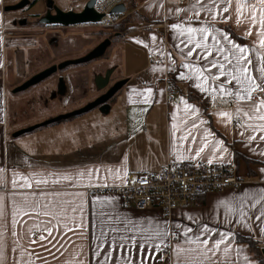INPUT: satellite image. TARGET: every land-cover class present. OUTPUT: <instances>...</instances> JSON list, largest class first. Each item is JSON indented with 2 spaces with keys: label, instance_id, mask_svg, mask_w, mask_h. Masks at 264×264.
Returning <instances> with one entry per match:
<instances>
[{
  "label": "crops",
  "instance_id": "1",
  "mask_svg": "<svg viewBox=\"0 0 264 264\" xmlns=\"http://www.w3.org/2000/svg\"><path fill=\"white\" fill-rule=\"evenodd\" d=\"M136 1L145 21L127 23L119 37L112 38L109 47L115 48L108 61L90 71L93 79L104 76L105 65L112 72L120 69L119 80L128 79L111 102L110 113L96 108L13 137L24 127L78 108L65 97L73 90L69 73L61 75L62 91L52 75L45 93L61 103L53 100V107L42 108L43 115L13 130L8 127L9 88L64 61L68 55L63 56L66 50L61 48L75 26L7 21L5 0H0V264H258L249 247L237 243L236 234L254 237L260 248L264 245V120L259 119L264 115V90L256 88L251 99H241L247 84L228 83L229 77L214 80L218 70L209 61L220 58L219 53L213 49V57L201 59L203 50L187 43V34L173 25L207 27L208 40L201 43L212 45L215 37L225 48L231 47L222 38L228 35L248 49L244 55L251 61L249 73L264 86V5L259 0H216L208 12L197 0ZM204 2L212 6L211 0ZM249 4L255 5L254 12ZM194 39L200 40V34ZM85 43L89 53L99 42L89 38ZM190 47L193 54L188 56ZM152 53L157 62L150 61ZM46 54L56 57L42 65ZM196 68L201 69L199 75ZM168 78L182 92L173 100H168ZM12 93L13 101L22 100ZM190 94L198 100H189ZM39 97L31 96L42 104L45 97ZM201 147L204 151L197 155ZM171 160L234 161L247 182L204 193L195 204L176 208L169 216L159 205L137 210L124 204L120 188L131 174L159 171ZM25 183L32 187H22ZM36 200L48 215L19 211ZM173 227L180 239L172 245L171 258L164 259L162 246L171 244ZM177 250H182L179 256Z\"/></svg>",
  "mask_w": 264,
  "mask_h": 264
},
{
  "label": "built area",
  "instance_id": "2",
  "mask_svg": "<svg viewBox=\"0 0 264 264\" xmlns=\"http://www.w3.org/2000/svg\"><path fill=\"white\" fill-rule=\"evenodd\" d=\"M124 3L123 0H97L95 8L102 13V18L92 25L107 28L119 23L125 16L123 13L112 12L113 7ZM91 25V24H90ZM3 34L7 31L2 29ZM150 61L157 62L153 53ZM168 100L181 96L182 92L167 79ZM258 90L254 92L257 94ZM247 182L239 174L237 163H193L191 161H172L156 172H146L140 176L130 175L126 185L120 188L126 206L137 210L159 205L169 216L176 208H186L204 193L223 191L230 187H240ZM89 189V193H93ZM171 244L162 246L164 259H170L174 242L180 238V231L175 227L170 229Z\"/></svg>",
  "mask_w": 264,
  "mask_h": 264
},
{
  "label": "rangeland",
  "instance_id": "3",
  "mask_svg": "<svg viewBox=\"0 0 264 264\" xmlns=\"http://www.w3.org/2000/svg\"><path fill=\"white\" fill-rule=\"evenodd\" d=\"M88 0H54V2L57 4V6L60 9L69 10L72 6H77L79 4H85ZM20 2V0H5V5H11L16 4ZM49 0H34L33 3L30 5H27L26 7L16 10V11H7V21L8 19L11 20L12 18L16 19H23L22 21L30 20L29 23L35 24L37 23L36 19L37 17L40 18V16H43L47 12ZM38 15V16H37ZM72 33L71 36L68 37L67 41L61 48L62 50H66L62 52V55H68L65 60L68 59H78L84 55L87 54L88 50H85L89 48L87 45H85L86 39H91L92 43L98 41L99 43L104 41L108 38V35H112L111 37L116 38L119 36H116L118 32H114V29L112 27H98V26H75L70 31ZM91 43V44H92ZM115 48V44L109 47L108 54H105L104 56L100 58H96L92 61L80 63L77 65H68L66 68L58 71L55 73L51 80L55 77L56 79L63 78L61 75H68V80L72 84L73 90L70 93H67L65 97L68 98V104L74 106L79 105L78 108H82L85 104L89 103L88 100L95 98L96 96L100 95L102 88H99L97 85L96 78L93 79L91 74V68L99 67L100 64L108 61L110 53L113 52ZM61 49L59 50V54H61ZM107 55V56H106ZM56 57L55 55H53ZM53 56H49L46 54L43 58L42 65H45L46 63H49ZM48 60V61H47ZM64 60V61H65ZM61 61L60 63L64 62ZM57 63V64H60ZM47 65V64H46ZM104 68L102 70L103 74H107L109 70H112V68H107L105 65H103ZM119 69V68H118ZM34 70V69H33ZM31 70V71H33ZM122 73L120 72V69L118 71L112 72L110 82H116L119 80L120 77H122ZM58 80V81H59ZM49 80L40 82L36 86L28 89L23 90L22 92L16 93V96L18 98H21V101H13L14 95H13V89L8 90V127L10 130H13L17 125L23 124L27 121H30L34 118H36L39 114H44L45 112L42 110V108L47 105L51 108L52 101L54 100L55 103L60 104V99L51 98L48 93H45V88L49 85ZM42 95L45 97V101L40 104L39 96ZM32 97H35L36 104L34 103V100H32ZM64 97V98H65ZM67 101V100H66ZM53 107V106H52ZM75 108V109H78ZM72 109V110H75ZM71 111V110H69Z\"/></svg>",
  "mask_w": 264,
  "mask_h": 264
},
{
  "label": "water",
  "instance_id": "4",
  "mask_svg": "<svg viewBox=\"0 0 264 264\" xmlns=\"http://www.w3.org/2000/svg\"><path fill=\"white\" fill-rule=\"evenodd\" d=\"M33 0H20V2L11 5H5L3 11H16L20 10L27 5H30ZM97 0H88L85 5L83 6L82 10H63L60 9L57 5H55L54 0H49L47 13L46 15L42 16L38 21L41 24L45 25H60V26H79L80 24H93L99 21L102 18V13H100L97 8H95ZM55 9V12L52 9ZM128 7H126L125 3L118 4L113 7L112 12L115 13H124L126 12ZM112 39L108 37L104 41L98 43L94 46L93 49L89 51L86 55L78 58V59H68L60 64H52L51 66L37 72L34 76L30 77L26 81L23 82V85L18 86L13 90V92L18 93L22 92L23 90L30 89L31 87L36 86L40 82L49 79L52 75L57 73L58 71L66 68L68 65H77L80 63H85L92 61L96 58H100L104 56L107 52L109 45L111 44ZM112 70L104 76H98L96 78L97 85L99 88H105L110 80V73ZM60 86L59 91L65 89V82L63 78L59 80ZM128 82L127 78L120 79L119 81L115 82L106 92L100 94L94 101L87 103L86 105L82 106V108H78L75 110L68 111L67 113L59 114L54 116L53 118L38 122L37 124L30 125L14 132L12 135L13 137H19L24 135V133L32 132L40 127L48 126L53 124L54 122L67 120L68 118L80 116L83 113L89 112L93 109L99 108L103 113L108 114L111 111V99L124 87V85ZM261 250L264 254V245L261 246Z\"/></svg>",
  "mask_w": 264,
  "mask_h": 264
},
{
  "label": "snow or ice",
  "instance_id": "5",
  "mask_svg": "<svg viewBox=\"0 0 264 264\" xmlns=\"http://www.w3.org/2000/svg\"><path fill=\"white\" fill-rule=\"evenodd\" d=\"M261 5H264V0H259ZM197 4L199 5V7L204 8L205 11L208 12H212L213 8L215 7L216 4V0H211V7L208 6V4L206 2H204V0H197ZM250 8H252L253 12L255 11V5H248ZM197 7V5H193V10H195ZM240 7L238 6L237 8V13L240 14ZM229 9L227 7H225L223 9L224 12H227ZM250 19L255 21L256 17L254 15L250 16ZM239 22V21H238ZM260 23L262 25H264V19H262L260 21ZM173 28L175 29H180V33L181 35H185L187 34V43L189 44H193V47L195 49H201L203 50V55H201V59L203 60H208L209 57H213V49H215V51L217 53H219L220 58H215L213 57L209 63L211 65V68H215L218 70V75L217 76H213V79H219L220 77H229L230 79L228 80V83H232L233 81L236 82V84L239 85H243V84H247V87H245L243 89V92L246 93V96H242L241 99H251V93L256 89V88H260L261 90H264V86L262 85H257L256 82L252 79L251 74L249 73L248 67L247 65L251 63L250 60H247L245 57V53L248 52V49L245 47H241L239 45H237L236 43H234L228 35H223V40L228 41V43L231 45L230 48H225V46L221 43L220 40L215 39V37H213V43L212 45H209L208 43H201V40L203 41H207L208 40V33H209V28L207 27H201V28H193V27H186V28H182L181 25L176 24L173 25ZM199 33L200 34V40H195V34ZM251 34V33H249ZM154 39V38H153ZM261 44L264 45V40L261 41ZM193 54V48L190 47L188 49V52L186 53V55L191 56ZM185 68H189V67H193L191 65L185 64L184 65ZM208 71H210V69H206ZM195 71L197 72V74L199 75L201 73V69L200 68H196ZM260 71L262 73H264V68H261ZM239 72V75H237L236 73ZM221 88H223V85L220 86ZM202 91H207V89L205 88H201ZM149 92L151 91L150 89L148 90ZM262 105H264V101L261 102ZM188 108H191V106H187ZM255 110L257 112L260 111L259 107H255ZM193 111H195L193 109ZM259 119L264 120V115L259 116ZM193 127H196L195 124H193ZM191 134V133H190ZM186 139V137H185ZM204 151V147L199 148V151L197 152V155H199L200 152ZM209 163H211V161H209ZM38 184L40 183H46V181H38ZM22 187H27V188H31L32 184L31 183H25L24 185H21ZM44 209H47V205L43 206ZM29 209H31L32 212H35L37 215L40 214H44V215H48L49 213L45 210L42 212L41 210V205H40V201L36 200L33 202H30L28 204V207L26 208H22L19 211H23L25 215H29ZM72 211H76V208H72ZM44 222L42 221L41 224H43ZM50 223V222H49ZM37 228L40 227V225H36ZM73 229H69V231H72ZM47 232L48 235L51 236L52 235V228L48 227L47 228ZM46 237H41V239H45ZM224 242V239L222 238L221 241L216 242L215 243V248L219 249L220 248V244ZM204 243L206 244L207 242L204 241ZM228 249L225 248V251H227ZM182 250H177V254L178 256L180 255Z\"/></svg>",
  "mask_w": 264,
  "mask_h": 264
},
{
  "label": "trees",
  "instance_id": "6",
  "mask_svg": "<svg viewBox=\"0 0 264 264\" xmlns=\"http://www.w3.org/2000/svg\"><path fill=\"white\" fill-rule=\"evenodd\" d=\"M123 1L125 3L126 7H128V10L124 14L125 16L122 18V20L119 23H117L113 26H110L114 29V32L117 31V32L122 33L124 31L127 23L137 22V20L145 21V18L142 17L138 11H136V3H137L136 0H123ZM33 2H34V0H33ZM234 35L238 40L245 41V38H243L242 36H240V35L238 36L235 33H234ZM108 36L111 37L112 35H108ZM106 54H108V51L106 52ZM172 84H174V83H172ZM116 96H117V94L110 101L113 102L115 100ZM188 99L192 100V101L198 100L197 97L192 95V94L189 95ZM247 161L249 162V160H247ZM236 240H237L238 244H244V245H247L249 247V249L252 252V257L258 262V264H264V254L260 248L261 243L258 240H256L252 236H243V235H240L238 233L236 234Z\"/></svg>",
  "mask_w": 264,
  "mask_h": 264
},
{
  "label": "flooded vegetation",
  "instance_id": "7",
  "mask_svg": "<svg viewBox=\"0 0 264 264\" xmlns=\"http://www.w3.org/2000/svg\"><path fill=\"white\" fill-rule=\"evenodd\" d=\"M54 4L57 5L56 3H54ZM84 5H85V4H83V5L80 7V5L78 4L77 6H72L71 8H69V10H70V9L75 10V11L82 10V8H83ZM51 9H52L53 12H55V9H53V8H51ZM47 11H48V10H47ZM46 13H47V12H46ZM46 13H45L44 15H46ZM44 15H43V16H44ZM37 16H38V15H37ZM41 17H42V16H40V18H41ZM40 18H39V17L35 18L36 21H37L38 23H39L38 20H39ZM22 20H23V19L20 18V19L18 20V22L21 23ZM28 21H29V20H28ZM108 37H110V36H108ZM110 38H111V37H110ZM112 38H113V37H112ZM112 38H111V39H112ZM111 75H112V71H111V73H110V78H111ZM110 78H109V80H110ZM110 81H111V80H110ZM118 81H119V80H118ZM116 82H117V81H116ZM114 83H115V82H111V83H109L105 88H102L101 94L104 93V92H106V91H107V90H108V89H109Z\"/></svg>",
  "mask_w": 264,
  "mask_h": 264
}]
</instances>
